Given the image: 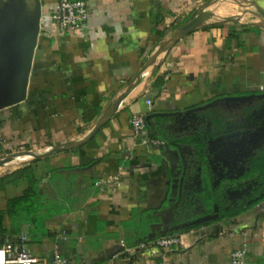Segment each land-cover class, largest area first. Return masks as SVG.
<instances>
[{"label":"crops","instance_id":"0c3cea01","mask_svg":"<svg viewBox=\"0 0 264 264\" xmlns=\"http://www.w3.org/2000/svg\"><path fill=\"white\" fill-rule=\"evenodd\" d=\"M58 1L39 0L26 100L0 110V179L28 167L39 196L36 213L5 216L0 245L23 234L39 264H53L54 252L71 264H229L246 243L247 263L264 264V201L230 219L214 205L206 216L216 217L200 222V170L183 144L197 129L172 132L218 101L264 94V0H84L86 23L64 34L51 19ZM32 8L0 0V34L12 11ZM135 113L169 117L166 139L142 145L150 138L133 136ZM222 137L206 141L214 186L243 172L253 154L238 145L236 154L212 151ZM119 168L120 185L94 187ZM26 187L17 177L6 183L0 211ZM171 234L180 244L169 252L137 249Z\"/></svg>","mask_w":264,"mask_h":264},{"label":"trees","instance_id":"16d2710c","mask_svg":"<svg viewBox=\"0 0 264 264\" xmlns=\"http://www.w3.org/2000/svg\"><path fill=\"white\" fill-rule=\"evenodd\" d=\"M162 82L155 81L154 87L159 90ZM202 122L196 134L183 141L184 145L195 149V161L200 170V191L197 194L199 206L202 211L200 216L212 214L213 206L218 208L219 219L233 218L249 210L264 201V141L253 151V154L245 165L244 171L239 174L222 177L214 186V176L208 168V159L205 156L208 139H217L223 136L229 128L243 132L247 124H258V118L264 123V98L253 96L251 100L218 101L211 106L195 113ZM169 122V117L154 116L145 120L144 134L151 140L166 139L163 129ZM15 176V177H13ZM22 179L27 183L26 189L19 197L7 201V209L0 211V243L6 235L3 226L4 218L16 217L24 211L37 212L39 196L37 195V181L32 169L28 167L18 171L15 175L0 179V190L13 179ZM240 194L234 201L230 193ZM231 200L234 204L231 203Z\"/></svg>","mask_w":264,"mask_h":264},{"label":"built area","instance_id":"2783aa9c","mask_svg":"<svg viewBox=\"0 0 264 264\" xmlns=\"http://www.w3.org/2000/svg\"><path fill=\"white\" fill-rule=\"evenodd\" d=\"M60 34L69 31H78L88 19L87 5L84 0H59L51 17ZM264 92V87H259ZM148 109H152L153 103L150 99L145 101ZM129 124L134 137H143L145 132V114L135 113L131 115ZM142 145H157L155 140L145 139L141 141ZM124 169L119 168L115 175L100 177L94 181V187L100 192L106 189L116 187L123 181ZM62 241L67 240L66 231H60L57 235ZM180 244V238L176 234L150 237L142 240L137 249L157 248L163 253L175 249ZM121 249L125 248L124 243H120ZM126 251V250H125ZM40 261L34 257L28 250L27 238L21 234L15 239H6L0 245V264H39ZM53 264H71L66 259L60 257L56 252L53 254ZM229 264H248L247 263V245H242L234 250L229 257Z\"/></svg>","mask_w":264,"mask_h":264},{"label":"water","instance_id":"95a60500","mask_svg":"<svg viewBox=\"0 0 264 264\" xmlns=\"http://www.w3.org/2000/svg\"><path fill=\"white\" fill-rule=\"evenodd\" d=\"M31 3H33L31 12L27 14L24 11L27 17L20 9L15 14L12 11L13 16L9 17L7 24L1 28L0 61L3 67L0 70V110L16 106L26 100L41 15L39 0H31ZM24 8H27V5ZM258 97L264 98V94ZM252 98L253 96H248L237 100L247 101ZM215 217L206 216L200 222Z\"/></svg>","mask_w":264,"mask_h":264},{"label":"rangeland","instance_id":"374dc122","mask_svg":"<svg viewBox=\"0 0 264 264\" xmlns=\"http://www.w3.org/2000/svg\"><path fill=\"white\" fill-rule=\"evenodd\" d=\"M198 121L201 123L200 119H198V120L191 119L187 123L184 122L182 126L176 125L173 127L172 132H174L175 134H187L189 132H193L196 129L200 128V124L198 123ZM258 121H259L258 124L253 123V124H247L246 126H244L243 132H238L236 129H234V127L229 128V130L223 135L222 140H220V141L216 140V141L211 143V150L215 151V150H219L220 148H223L225 146H229L230 148L227 149L228 154L229 155L230 154H236L233 147H236L238 145V148L243 149L246 153L251 152V151L253 153V151L261 145L262 141L259 140V142L254 143L252 138H251V135L252 136L262 135V137H264V123H263V125H261L262 118H258ZM241 137H242V139H241ZM255 137H257V136H255ZM253 144H254V146H253ZM231 147L233 149H231ZM249 160H250V158L248 159V161ZM234 163H235V161H234ZM245 163L246 162H244V164ZM239 195L240 194L233 192V193H230V198L234 201L236 198L240 197Z\"/></svg>","mask_w":264,"mask_h":264}]
</instances>
